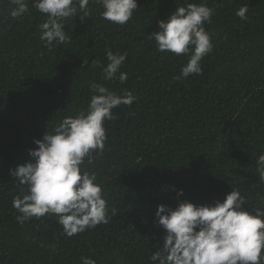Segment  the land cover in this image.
<instances>
[{
    "label": "trees",
    "instance_id": "1",
    "mask_svg": "<svg viewBox=\"0 0 264 264\" xmlns=\"http://www.w3.org/2000/svg\"><path fill=\"white\" fill-rule=\"evenodd\" d=\"M189 3L215 9L204 25L213 50L200 75L175 79L190 54L160 52L149 36ZM13 7L0 0V264H151L166 234L156 222L160 204L214 205L238 189L243 210H264L256 171L264 154V0H137L122 26L103 19L102 5L90 0L87 17L77 5L76 17L64 21L70 40L51 50L39 27L46 14L34 0L20 18L10 16ZM108 49L127 53L123 83L104 79ZM93 83L136 97L112 110L103 151L84 165L116 214L72 237L54 214L19 224L12 201L22 186L11 170L34 162V140L86 109Z\"/></svg>",
    "mask_w": 264,
    "mask_h": 264
},
{
    "label": "clouds",
    "instance_id": "2",
    "mask_svg": "<svg viewBox=\"0 0 264 264\" xmlns=\"http://www.w3.org/2000/svg\"><path fill=\"white\" fill-rule=\"evenodd\" d=\"M90 0H34V7L46 20L40 24L41 40L50 50L54 43L70 40L64 21L76 17L78 8L89 15ZM102 5L103 19L125 25L137 8V0H95ZM13 19L28 12V0H11ZM78 5V8H77ZM215 9L204 3H189L176 7L166 20L158 22L159 31L154 39L157 50L176 55L190 54L180 77L200 75V61L213 50L205 23H211ZM248 6H241L236 15L246 19ZM104 79L118 78L125 82L128 76L120 72L127 53L106 50ZM87 63V60L84 61ZM92 64L100 62L93 60ZM119 73L118 77L117 74ZM90 101L86 109L75 116L65 117L50 134L34 140L29 149L34 162H27L11 170L21 185L20 194L13 197L12 205L20 213L17 222L23 225L33 217L46 214L58 216L65 235L72 237L99 224H107L109 205L103 198L102 186L96 182V173L84 170L85 161L91 163L94 152H102L107 139L104 122L114 119L113 109L131 105L136 97L130 91L117 95L102 84L90 86ZM256 171L264 183V154L256 159ZM182 195V190L178 192ZM245 197L238 189H231L223 202L214 205H194L182 201L175 209L157 206L156 222L165 231L162 248L152 253L151 264H264V210H243ZM82 264H96L91 258H82Z\"/></svg>",
    "mask_w": 264,
    "mask_h": 264
}]
</instances>
